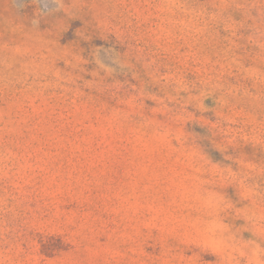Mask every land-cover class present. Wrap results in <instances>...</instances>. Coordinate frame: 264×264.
Returning a JSON list of instances; mask_svg holds the SVG:
<instances>
[{
	"label": "rangeland",
	"instance_id": "rangeland-1",
	"mask_svg": "<svg viewBox=\"0 0 264 264\" xmlns=\"http://www.w3.org/2000/svg\"><path fill=\"white\" fill-rule=\"evenodd\" d=\"M0 264H264V0H0Z\"/></svg>",
	"mask_w": 264,
	"mask_h": 264
}]
</instances>
